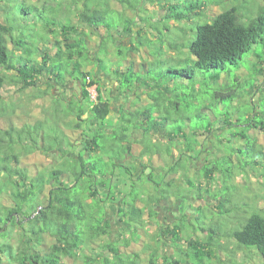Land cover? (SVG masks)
I'll return each instance as SVG.
<instances>
[{
	"label": "trees",
	"instance_id": "trees-1",
	"mask_svg": "<svg viewBox=\"0 0 264 264\" xmlns=\"http://www.w3.org/2000/svg\"><path fill=\"white\" fill-rule=\"evenodd\" d=\"M16 1L24 3L23 14H31L36 7L46 20L44 29L56 35L58 50L54 56L49 51L32 55L27 50L30 55H25L22 64L12 61L7 42H18L8 38L15 26V13L11 15L13 8H7V20H0V67L6 71V75L0 73V101L8 78L20 85V91L39 86L42 78L52 88L53 81L63 84L70 78L80 80L82 98L79 103L70 101L65 114L56 109L35 123L0 126V264H205L217 257L215 250L221 236L256 249L264 264V208L259 206V198L251 199L238 191V181L248 180L247 171L257 173L261 169L264 174V146L258 144V137L250 130L264 132V115L256 119L259 112L254 110H259L261 103L243 114L244 118L237 121L242 122V127L235 130L237 123L229 111L216 114L212 107L226 102L237 110L235 102L240 99L253 104L247 100L253 90L243 92L234 84L227 89L208 90L211 103L201 109L190 106L196 100L186 92L200 91L197 70L215 71L211 76L215 82L220 73L232 65L239 66L244 54L256 44H262L264 53V4L258 3L251 13H243L234 4L212 16L211 22H202L211 18L204 17L208 6L233 0H50L57 4L48 1L43 8L37 3ZM172 26L177 40L174 44L168 42V46L176 54L168 61L176 60L177 52L189 49L194 65L175 69L161 59L146 65L145 72L136 76L132 66L124 68L119 64L109 71L119 88L125 91L141 83L151 100L149 105L124 110L113 117L111 100L104 96L102 87L97 88L96 100L91 96L90 87L98 83L89 70L95 62L92 51L107 54L117 35L134 36L138 28L141 46L148 47L152 55L149 44L153 38L164 27L170 31ZM135 48L133 44V51ZM117 52L125 54L123 48ZM96 60L104 61L101 57ZM164 65L168 68L156 70ZM181 73L191 80L182 89L179 82L175 84ZM168 75L172 78L164 84ZM143 76L147 78L141 79ZM152 77L157 84L149 83ZM179 94L186 98V106L181 104ZM205 110H209L210 117ZM10 112L0 106V115ZM226 130L230 137L227 143ZM214 137L223 139L215 141ZM236 137L241 139L238 146L232 144ZM211 138L221 153L207 155L197 163L195 160L203 158ZM138 143L143 146L139 155L135 152ZM53 150L58 153L49 164L24 162L31 153L49 154ZM157 155L162 161L154 162ZM206 194L212 196L210 201ZM260 194L264 198V189ZM174 198L184 203L203 198L222 216L215 214L214 222L212 212L196 208L204 210L206 220L211 215V221L199 229L204 236L196 231L186 235L192 221L185 212L174 224L163 223L158 217L161 201ZM113 205L122 222L116 239L111 237L113 223L109 217ZM150 221L157 232L152 234L147 248L144 246L141 252L122 249L123 243L130 246L133 241L140 242ZM13 228L20 232L17 245L9 240ZM193 233L198 235L193 237Z\"/></svg>",
	"mask_w": 264,
	"mask_h": 264
},
{
	"label": "rangeland",
	"instance_id": "rangeland-1",
	"mask_svg": "<svg viewBox=\"0 0 264 264\" xmlns=\"http://www.w3.org/2000/svg\"><path fill=\"white\" fill-rule=\"evenodd\" d=\"M26 1L27 3H37L41 8L48 2L51 4H57V2H53L50 0H22ZM258 3L264 4V0H233V2H226V4L223 5H218V4H211L204 10V17L208 19H204L202 22H211L213 20V17L216 16L218 13L222 12L223 10H226L233 6L234 4H238L240 6V9L243 11V13H251L252 8L254 6H257ZM8 6V7H7ZM13 8L14 12H11V15L15 13L12 17V23L15 25L13 27V30L10 32L8 35V38L13 37L16 42H18V45L14 43H8L7 46L9 49V53L12 57V61H22L24 62L26 59V56L28 57L30 54H27V50L32 51V55L35 53L36 54H43L44 51H49L51 56H54L55 53L58 50L57 46V38L56 35L54 34H49V30L44 29V22H46L45 19H42L40 16L41 14L37 13L36 7L31 9V14H23L21 11V7H24L23 2H17L16 0H2L0 3V20L5 23L7 20L5 11L7 8ZM1 10H3L1 12ZM44 16V14H42ZM213 16V17H212ZM37 17V18H36ZM58 29V28H56ZM159 29V27H158ZM46 30V31H44ZM43 33V35L41 34ZM150 32V30H148ZM158 32V30H157ZM185 32V31H183ZM138 31L133 33L134 36H128L126 33V36L119 38V43L120 44H126L124 45L123 49L125 51V54L123 56H129L131 55V52L133 51L132 46L133 44L135 45L134 51H139L143 46L140 44V39L137 35ZM155 34V33H154ZM183 35V34H182ZM4 36L7 38V34L4 33ZM128 36V37H127ZM186 35H183L185 37ZM127 37V38H126ZM143 37H145V34H143ZM142 37V38H143ZM264 38V35H263ZM129 39H131V43H129ZM146 39V38H145ZM177 40V32L172 26L170 31H165L164 29H161L160 32L158 33V36L153 38V41L150 43L149 41V46L152 49V58L153 60H150L151 57H147V61L145 63L148 64H156L158 61L166 60L168 61L169 58L172 57L173 54H176L175 51H172V48L168 46V42H171L172 44L175 43ZM45 41H47L48 46L45 44ZM118 43V44H119ZM146 45V44H145ZM112 50L117 49V44H112L111 46ZM185 53H179L177 52V57H175L176 60H171L168 61V64L171 65L172 68L175 69H185L189 68L194 65L193 60L190 57L194 56L192 53L189 51V49H184ZM22 53V55H20ZM189 53V54H188ZM181 54V56H180ZM26 55V56H25ZM176 56V55H175ZM98 57H101L104 61L101 63L100 61L93 60L95 61L97 65H103L104 63V68L110 69V65L108 64L109 62V55L104 54L103 51L99 52ZM185 57H188L187 60H184ZM183 58V59H180ZM56 61L57 64H59L60 60H53ZM107 61V63L105 62ZM21 62V64H22ZM84 62V61H82ZM54 64V63H53ZM106 64V65H105ZM167 64V65H168ZM56 65V64H54ZM146 66V65H145ZM161 67H164V69H167L168 67L164 66H159L156 68V70L161 69ZM61 69H58L57 71L60 72ZM264 53H263V46L262 44H256L253 49L244 54L243 59L240 60V65L239 66H234L232 65L231 68H229L226 72L220 73V77L217 81H213L211 79V76L215 73V71L211 72H206V73H201L200 71L197 70V77L200 78L197 79V86L201 87L200 91L197 93H192L189 91H186L189 96L196 100L192 105L193 109H201L202 107L206 106L207 103H211V98L210 95L208 94V90L213 91L215 89H227V86H241L240 90L242 89L243 92H246L247 90H253L250 95L247 96V100H252L253 104L250 103L248 105L245 103V101H242L241 99L235 102V106L238 107L237 110H235L234 105L233 107L227 106L226 102H219L215 104L212 108L215 110V113L219 112H227L229 111L230 113V118L237 123L235 125L236 128H233L235 130H238L242 127V122L239 124L237 122L240 118L243 119L244 115L243 114H248L249 112H252L254 109L255 105H260L261 103V108L258 110V108L254 109L258 111V115L255 117L256 119H261L262 116L264 115ZM3 71V72H2ZM109 71V70H108ZM4 69L0 67V73L6 75ZM63 74V71L61 72ZM140 71L136 72V76L140 75ZM147 78V76L141 77ZM170 78H172L171 75H168V78L165 79L166 82H170ZM137 79V78H136ZM155 78H151L149 80V83L151 84H157L155 83L156 81L154 80ZM259 79V82H258ZM154 80V81H153ZM168 80V81H167ZM42 83L39 86H34V87H29L26 90L20 91L19 86L13 84L10 82L8 78V82L6 83L4 87V97L3 100L0 101V106L7 107V109H10L12 112V109L15 108L14 112H10L11 114L8 115H0V126H8L12 124H17V125H24L25 123H35L39 119H45L46 116H51V113L53 111L59 110V112H62V114L65 112L68 105V102L70 101L71 95L74 98H77V96L80 94V84L78 82H72V83H67L64 86L61 84L55 83L54 87L48 86L44 82V78H42ZM179 82V86L181 89L184 86H188L191 83V80L181 74H178V77L175 81V84ZM209 82L211 84H209ZM258 82V83H257ZM185 83V84H184ZM141 84V83H140ZM158 84H161V81H158ZM110 85V84H109ZM142 85V84H141ZM144 87V86H142ZM245 88V89H244ZM180 89V92L182 91ZM93 99L96 98L97 96V91H96V85L92 86L90 88ZM148 90L146 89V94L143 97H140L137 102L139 103V106L142 105H149V101L151 98L148 96L149 94L147 93ZM153 92V91H152ZM155 94V92H153ZM180 95V100L181 104L183 106H186V98ZM188 96V95H187ZM186 96V97H187ZM218 109L219 111H216ZM157 111V110H156ZM207 113L208 117H210L209 110H205ZM66 113V112H65ZM64 113V114H65ZM62 116V115H61ZM64 116V115H63ZM220 117V115L218 116ZM212 118V117H211ZM172 126L173 122L170 123ZM217 127V126H216ZM251 133L253 136L258 137V144H263L264 146V132L260 130H254L250 129ZM224 141L227 143L229 137V130H226L224 133ZM228 137V138H227ZM215 141L222 140L215 138ZM209 146V150H213V153L211 154L207 149L203 153L202 157L199 161L195 160L197 163H200L204 157L208 156H214L217 153H221L220 150H217L214 147V142L212 141V138L206 142ZM205 143V144H206ZM219 143V142H218ZM235 144L236 146L241 144V139L240 138H233L232 144ZM223 146V145H222ZM143 146L141 144H137L135 146V152L137 155L140 154L142 151ZM175 150V149H174ZM223 152V150H221ZM175 154L177 151H174ZM58 151L54 150L51 151L49 154H43L41 152H34L31 153L27 158L24 159V162L26 164H34V163H44V164H49L52 162L56 156H57ZM210 153V154H209ZM148 156H145L144 159H147ZM157 162H160L161 158L159 155L156 156ZM129 159H132L129 157ZM203 161V160H202ZM155 162V159H154ZM140 170L142 167L140 166ZM136 171V174L138 171ZM262 175L261 177H258V174ZM257 173L254 170H249L246 172V176L248 180L240 179L238 181L239 187L238 191L243 193L244 195L250 196L251 199L259 198V206L264 208V198H262L260 194V190L264 189V174L262 173V170L260 169L257 171ZM246 186L249 187L251 191H248ZM263 194V193H262ZM206 194L205 196H207ZM209 201L212 199V196H209ZM208 200H204L203 198H196V199H190L188 202L184 203L182 199H177L174 198L172 201L168 200H162L160 206L157 208L159 212V219L163 223H178L181 221L183 217V213L185 212L186 215L188 216L187 218L189 221H192L191 225L192 227L185 231L184 233L186 235H189L188 233L190 232H198L200 236H204L205 232L199 230L202 225L207 226L208 223L211 221V215L206 220V215L203 213L204 210L207 214H210L212 212V215L214 217V222L217 220V216H222L219 214H216L215 211H217L213 204H208ZM214 202V200H213ZM215 203V202H214ZM201 207L204 210H198L196 208ZM185 208V210H183ZM237 212V211H236ZM217 216H216V215ZM239 215H242V211L239 210ZM109 217L112 220L113 223V232L111 237L113 239H116L120 233L122 222H120L119 217L116 213V206H111L109 208ZM195 217V219H194ZM228 219H230L229 216H226ZM222 220V218H221ZM194 224V226H193ZM228 224H230L228 222ZM231 226V224H230ZM193 230V231H192ZM156 225L153 222H149V227L147 229L146 234L144 233L143 237L141 238L142 240L140 242L133 241L130 246H126L125 243L122 244V249H125L128 252H141L144 249V246L147 248V244L151 243L152 241V236L156 234ZM153 234V235H152ZM196 233H193V237L198 235ZM20 237V232H18L17 228H13L11 230V234L9 237V240L13 242L14 245L18 244V240ZM107 237L104 239L106 240ZM104 240V241H105ZM220 242H218L215 251L218 252L217 257H215L212 261L206 260L205 264H262V257L259 255L258 251L256 249H248L245 246H242L238 244L236 241L232 240L231 238L221 236L219 239ZM87 250V248L85 249Z\"/></svg>",
	"mask_w": 264,
	"mask_h": 264
},
{
	"label": "crops",
	"instance_id": "crops-1",
	"mask_svg": "<svg viewBox=\"0 0 264 264\" xmlns=\"http://www.w3.org/2000/svg\"><path fill=\"white\" fill-rule=\"evenodd\" d=\"M136 31H138V28H136ZM127 34L129 36V38H130V36H133L130 33H127ZM124 36H126V33L123 36L117 35L114 38V40H112L110 43L109 52H108V55H109L108 64L110 65V69H105L104 66H101V64L97 65L95 63H93L92 65L89 66V70L92 71L94 77L96 79H98V83L94 84V85H96V91H97V88L100 86L104 90L103 91L104 96H106L107 98H110V100H111V103H110L111 104V112H112V116L115 118L117 116H119L121 113H123L124 110H130L132 108L139 107V105H136L135 102H137L138 98L143 97L145 95V88H143L142 85H140V83H138V84H136V86L134 88L127 89V90L123 91L122 89L119 88V84H118L117 79L109 71L114 70L119 64H122V66L124 68L127 66H132L136 72L140 71L141 73H144L146 70L145 65H147L145 63V61H147L146 60L147 57L150 56L151 57L150 60H153L152 55L150 54L148 47H142L138 52L132 51L131 55L126 56V57L120 56L117 52V49L123 48L124 45H126V44H120L118 41H119V38L124 37ZM92 38H93V40L95 39V41H97L96 36L92 35ZM96 43L94 42V44H92V45L96 46ZM130 43H131V39H129V43L127 45H129ZM112 44H117L116 50L111 49ZM91 54L94 57L93 60H96L98 58L97 56H98L99 52L96 50L95 51L93 50ZM106 63H107V61H106ZM72 82H78L81 85L80 86L81 88H80V94L77 96V98H74L71 95L70 101L74 100V101H77L79 103V101H81L80 99L82 98L81 81L80 80H74V79L70 78L69 81H67L66 83H63L61 85L64 86L65 84L72 83ZM53 83L55 85V83H57V82L53 81ZM97 95H98V92H97ZM91 96L93 99L92 92H91ZM96 99H97V96L94 100H96ZM70 101L68 102V104L70 103ZM79 137H81V135H79ZM155 160H157L156 156H155Z\"/></svg>",
	"mask_w": 264,
	"mask_h": 264
},
{
	"label": "built area",
	"instance_id": "built-area-1",
	"mask_svg": "<svg viewBox=\"0 0 264 264\" xmlns=\"http://www.w3.org/2000/svg\"><path fill=\"white\" fill-rule=\"evenodd\" d=\"M89 79H90V77H89Z\"/></svg>",
	"mask_w": 264,
	"mask_h": 264
}]
</instances>
